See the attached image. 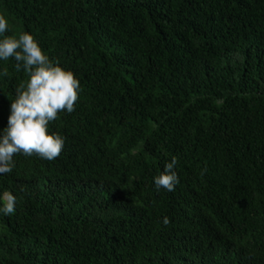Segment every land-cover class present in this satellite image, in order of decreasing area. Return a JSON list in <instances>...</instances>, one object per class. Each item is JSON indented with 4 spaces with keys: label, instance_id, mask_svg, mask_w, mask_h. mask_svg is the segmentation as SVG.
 <instances>
[{
    "label": "trees",
    "instance_id": "trees-1",
    "mask_svg": "<svg viewBox=\"0 0 264 264\" xmlns=\"http://www.w3.org/2000/svg\"><path fill=\"white\" fill-rule=\"evenodd\" d=\"M0 15L80 84L49 124L60 155L0 174L16 197L0 264H264V0H0ZM14 65L0 131L27 79ZM173 156L179 182L157 191Z\"/></svg>",
    "mask_w": 264,
    "mask_h": 264
},
{
    "label": "clouds",
    "instance_id": "clouds-1",
    "mask_svg": "<svg viewBox=\"0 0 264 264\" xmlns=\"http://www.w3.org/2000/svg\"><path fill=\"white\" fill-rule=\"evenodd\" d=\"M8 30V21L0 15V60L14 59L16 71L22 70L27 79L15 87L8 125L0 131V174L12 172L16 154H35L49 161L60 155L65 138L57 132L49 133V124L58 118L59 112L75 111L80 90L74 74L45 55L33 35H5ZM8 74L7 67L0 72L3 76ZM176 164L177 158L173 156L163 171L153 177L157 191L175 190L179 182ZM0 202V213L11 215L15 211L16 197L9 191L0 195ZM162 223L167 226L169 218L165 216Z\"/></svg>",
    "mask_w": 264,
    "mask_h": 264
}]
</instances>
